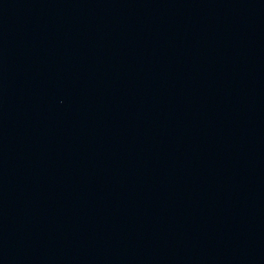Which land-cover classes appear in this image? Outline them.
I'll list each match as a JSON object with an SVG mask.
<instances>
[{"label":"water","instance_id":"95a60500","mask_svg":"<svg viewBox=\"0 0 264 264\" xmlns=\"http://www.w3.org/2000/svg\"><path fill=\"white\" fill-rule=\"evenodd\" d=\"M0 264H264V0H0Z\"/></svg>","mask_w":264,"mask_h":264}]
</instances>
